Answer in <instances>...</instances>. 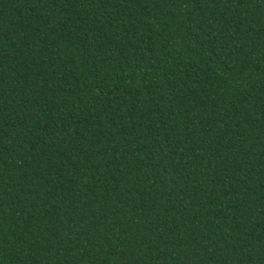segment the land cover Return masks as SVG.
Wrapping results in <instances>:
<instances>
[{"label":"trees","instance_id":"obj_1","mask_svg":"<svg viewBox=\"0 0 264 264\" xmlns=\"http://www.w3.org/2000/svg\"><path fill=\"white\" fill-rule=\"evenodd\" d=\"M0 264H264V0H0Z\"/></svg>","mask_w":264,"mask_h":264}]
</instances>
